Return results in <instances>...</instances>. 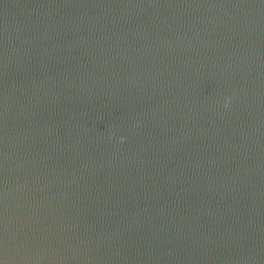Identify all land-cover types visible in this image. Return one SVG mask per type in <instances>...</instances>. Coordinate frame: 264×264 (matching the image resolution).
Here are the masks:
<instances>
[{
	"label": "water",
	"instance_id": "1",
	"mask_svg": "<svg viewBox=\"0 0 264 264\" xmlns=\"http://www.w3.org/2000/svg\"><path fill=\"white\" fill-rule=\"evenodd\" d=\"M0 264H264V0H0Z\"/></svg>",
	"mask_w": 264,
	"mask_h": 264
},
{
	"label": "clouds",
	"instance_id": "2",
	"mask_svg": "<svg viewBox=\"0 0 264 264\" xmlns=\"http://www.w3.org/2000/svg\"><path fill=\"white\" fill-rule=\"evenodd\" d=\"M121 139H123V137H121Z\"/></svg>",
	"mask_w": 264,
	"mask_h": 264
}]
</instances>
